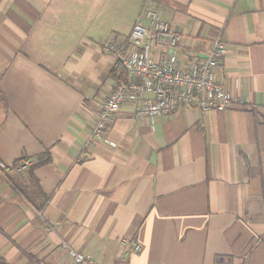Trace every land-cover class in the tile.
Masks as SVG:
<instances>
[{"label": "crops", "instance_id": "crops-1", "mask_svg": "<svg viewBox=\"0 0 264 264\" xmlns=\"http://www.w3.org/2000/svg\"><path fill=\"white\" fill-rule=\"evenodd\" d=\"M145 8L179 34L180 66L222 41L215 75L240 102L151 119L123 102L97 140L117 82L98 42ZM24 158L50 159L18 174ZM0 162L11 264H73L70 249L95 264H264V0H0Z\"/></svg>", "mask_w": 264, "mask_h": 264}, {"label": "built area", "instance_id": "built-area-1", "mask_svg": "<svg viewBox=\"0 0 264 264\" xmlns=\"http://www.w3.org/2000/svg\"><path fill=\"white\" fill-rule=\"evenodd\" d=\"M179 40V34L152 8L141 11L129 34H112L99 40L102 51L115 56L127 79L117 81L105 98L93 129L95 139H103L104 130L123 102L132 103L136 116L150 119L179 109H229L239 104L240 99L229 94L215 75V69L227 51L225 44L216 40L206 54L187 66H180L172 52ZM156 46H164L170 52L161 64L152 58ZM31 166L32 161L24 158L14 169L23 174ZM5 169L0 162V172ZM63 247L69 249L65 243ZM132 249L140 251L141 247L134 242ZM69 251L73 264H95L82 253Z\"/></svg>", "mask_w": 264, "mask_h": 264}, {"label": "trees", "instance_id": "trees-1", "mask_svg": "<svg viewBox=\"0 0 264 264\" xmlns=\"http://www.w3.org/2000/svg\"><path fill=\"white\" fill-rule=\"evenodd\" d=\"M112 74H113L114 77L117 78V81H125L127 79L126 73H125V71L123 70V67L120 65V63L118 61H117L116 65H115V68L112 71ZM49 159L50 158H46V159H43V160L37 162L36 164L32 165L31 169L36 167V166H38V165H40V164H44V163L48 162ZM30 200L31 199H29V201ZM35 208L38 211H40V207L39 206H37V207L35 206ZM0 264H11V263L7 262L5 259L0 257Z\"/></svg>", "mask_w": 264, "mask_h": 264}]
</instances>
